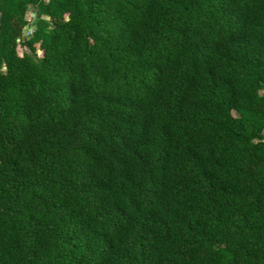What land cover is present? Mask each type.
I'll use <instances>...</instances> for the list:
<instances>
[{"label": "trees", "instance_id": "trees-1", "mask_svg": "<svg viewBox=\"0 0 264 264\" xmlns=\"http://www.w3.org/2000/svg\"><path fill=\"white\" fill-rule=\"evenodd\" d=\"M0 264H264V0H0Z\"/></svg>", "mask_w": 264, "mask_h": 264}, {"label": "rangeland", "instance_id": "rangeland-1", "mask_svg": "<svg viewBox=\"0 0 264 264\" xmlns=\"http://www.w3.org/2000/svg\"><path fill=\"white\" fill-rule=\"evenodd\" d=\"M32 15H33V11L31 8H29L26 12V17L27 19H30L32 18ZM23 50V47L21 45H17V51L18 53H21V51ZM37 53H39V50H37Z\"/></svg>", "mask_w": 264, "mask_h": 264}, {"label": "water", "instance_id": "water-1", "mask_svg": "<svg viewBox=\"0 0 264 264\" xmlns=\"http://www.w3.org/2000/svg\"><path fill=\"white\" fill-rule=\"evenodd\" d=\"M31 30H32V26H30V25H26V26H24V28H23V32H22V34L25 35L26 33H28V32L31 31Z\"/></svg>", "mask_w": 264, "mask_h": 264}]
</instances>
